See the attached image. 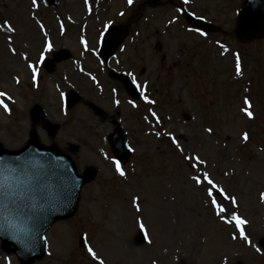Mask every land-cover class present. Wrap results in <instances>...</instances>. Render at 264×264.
I'll list each match as a JSON object with an SVG mask.
<instances>
[{
    "label": "rangeland",
    "instance_id": "1",
    "mask_svg": "<svg viewBox=\"0 0 264 264\" xmlns=\"http://www.w3.org/2000/svg\"><path fill=\"white\" fill-rule=\"evenodd\" d=\"M55 2L46 6L38 0L34 8L31 0H0V22L15 29L9 33L0 24V92L11 98L4 99L9 112L0 107V143L13 150L25 145L32 112L40 105L46 117L35 129L42 143L72 156L81 172L93 165L98 174L84 187L76 215L48 232L46 256L35 264H98L86 243L104 264H264V37L250 43L237 39L244 0H160L153 7L146 0H134L131 7L127 0ZM183 7L220 29L199 35L202 31L186 22ZM106 25L130 26L109 66L134 77L154 104L142 95L133 100L120 82L110 79L98 57ZM48 42L52 50L45 52ZM60 49L71 58L52 72L44 69V60ZM237 55L240 76L235 74ZM29 64L37 68L35 82ZM69 90L81 99L67 109ZM245 99L252 104L253 119L241 110ZM47 122L58 124L54 136ZM119 127L132 149L129 161L121 164L126 177L116 173L106 144ZM187 154L200 156L205 161L201 171L236 198V211L248 221L246 233L260 253L231 239L233 228L215 216L204 188L190 179ZM137 197L140 212L133 204ZM140 221L151 243L139 239ZM0 264L20 263L0 254Z\"/></svg>",
    "mask_w": 264,
    "mask_h": 264
},
{
    "label": "water",
    "instance_id": "2",
    "mask_svg": "<svg viewBox=\"0 0 264 264\" xmlns=\"http://www.w3.org/2000/svg\"><path fill=\"white\" fill-rule=\"evenodd\" d=\"M154 2L155 0L149 1V5L153 6ZM188 20L206 31L216 30L212 25L202 20H193L191 17H188ZM236 31L238 38L245 42L263 36L264 0H246L238 17ZM127 36L126 26L110 28L103 41L101 57L106 61L109 60ZM68 58V55H63V57L57 55L55 60L60 61ZM46 66L52 70L53 61H48ZM112 77L121 80L133 97L138 96L127 77L114 73H112ZM77 100L75 95L71 94L70 106L74 105ZM40 115V108H37L36 116ZM52 134H54V130ZM118 141L119 138L115 140L113 147L117 154H122L123 147L126 148L125 137L122 140V148L118 146ZM128 156L124 153L121 157L126 159ZM0 160L25 164L29 169L38 170L41 174L44 198L40 196L25 197L21 200L19 211L11 215L6 214V218H0V238L5 251L11 252V246H13L15 247L13 252L24 264H33L45 255V239H43L45 233L56 222L75 215L82 187L94 179L95 172L90 169L83 176L78 175L74 162L55 147L45 148L39 143L34 131L30 142L19 152L5 150L0 144ZM37 233L38 235L34 237V234ZM33 238H35L34 245L30 243Z\"/></svg>",
    "mask_w": 264,
    "mask_h": 264
},
{
    "label": "snow or ice",
    "instance_id": "3",
    "mask_svg": "<svg viewBox=\"0 0 264 264\" xmlns=\"http://www.w3.org/2000/svg\"><path fill=\"white\" fill-rule=\"evenodd\" d=\"M134 3V0H127V4L131 7ZM184 4H188L189 0H183ZM31 4L34 8H37L38 0H31ZM85 4H88V0H85ZM89 12H91V8L89 7ZM180 11V9H177ZM121 16L124 15L123 12L120 13ZM2 26L9 32L12 33L15 31L14 27L4 21L0 22ZM41 29H43V25H40ZM109 26L106 25L107 29ZM61 32L63 33V24H61ZM199 35H206L204 32H200ZM9 43H11V39L9 38ZM81 43L84 45L85 51H88L87 41L81 40ZM224 46L221 45V48ZM52 50L51 42H48L44 48L45 52H50ZM123 50V49H121ZM13 53L15 54V50L13 49ZM27 59V57H24ZM40 60H44V56L41 55ZM28 67L32 71V79L35 82L37 79V68L33 64H29ZM235 74L237 76L242 75V68L240 63V58L237 55L236 57V65H235ZM16 83L19 84V79L16 80ZM133 84L136 85L137 88H140V85L136 84L135 78L133 77ZM142 97L148 104H154L155 101L149 100L146 95L142 92ZM4 99H11L7 97L6 93L0 92V107H3L6 112H9L8 105L4 103ZM119 104V101H116ZM129 104L132 105L133 108H136L137 105L133 101H128ZM245 107L241 110L244 114L249 118L253 119L252 112V104L250 100H244ZM151 115L156 118V123H160L159 118L157 117L155 112H152ZM147 119V117H145ZM209 133L212 132L211 128L206 129ZM159 135V133H157ZM249 139L247 133L244 134L243 140L247 142ZM172 144L183 153V148H181L180 143L175 139V137L171 138ZM130 151L132 149H129ZM184 159L189 162L188 167L190 168V179L193 181L194 185L197 187H203L204 193L207 198V201L214 211L216 217L225 224L229 225L233 228V234L231 235L232 240H242L249 246L253 247L257 253L262 251L261 247H258L253 244V241L250 239L249 235L246 233V226L248 221L238 214L236 209H238L239 205L234 196L228 195L223 188H221L214 179L210 176L207 171H201V166L205 165V161L200 158L198 155L187 154L184 155ZM112 163L115 166V171L120 177H126V173L121 167V161L117 159H113ZM40 196L44 198V193L41 187V174L38 170L29 169L25 164L19 162H10L0 160V218H6L7 215H11L14 212L20 210L21 200L25 197H34ZM261 199L264 200V194L261 195ZM228 203L225 204L224 202ZM136 212H140L141 208L139 206V198H135L133 201ZM140 231L144 233V238L148 243H151V240L148 237L147 229L144 226L142 221L139 222ZM38 235L34 234V237ZM46 240V237H43ZM32 245L35 244V238L30 240ZM86 251L88 255L92 258L93 261H97L98 264H104V261L101 260L97 253L93 250V248L85 244Z\"/></svg>",
    "mask_w": 264,
    "mask_h": 264
},
{
    "label": "bare ground",
    "instance_id": "4",
    "mask_svg": "<svg viewBox=\"0 0 264 264\" xmlns=\"http://www.w3.org/2000/svg\"><path fill=\"white\" fill-rule=\"evenodd\" d=\"M40 140H41V141L43 140V137H42V135H40Z\"/></svg>",
    "mask_w": 264,
    "mask_h": 264
},
{
    "label": "flooded vegetation",
    "instance_id": "5",
    "mask_svg": "<svg viewBox=\"0 0 264 264\" xmlns=\"http://www.w3.org/2000/svg\"><path fill=\"white\" fill-rule=\"evenodd\" d=\"M73 148V147H72ZM74 149V148H73Z\"/></svg>",
    "mask_w": 264,
    "mask_h": 264
}]
</instances>
